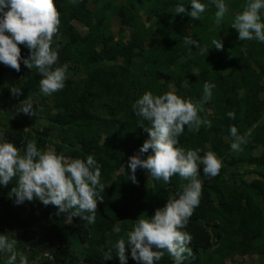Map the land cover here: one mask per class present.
Here are the masks:
<instances>
[{
	"label": "trees",
	"instance_id": "1",
	"mask_svg": "<svg viewBox=\"0 0 264 264\" xmlns=\"http://www.w3.org/2000/svg\"><path fill=\"white\" fill-rule=\"evenodd\" d=\"M91 0L96 6L90 7L89 0H54L60 13L59 32L53 38V48L58 45L59 60L56 67L65 62L90 71L86 92L71 91L75 103L63 95L65 103L56 106V112L50 119L58 124L59 133L53 151L71 159H85L92 155L101 166V183L105 185L104 201L98 202L96 222L87 224L79 217L67 221V214L56 215L58 208L48 205V223L60 240L66 237L71 245L91 247L89 257L93 264H113L120 262L112 249L113 259L104 260L111 240L115 244L119 239H128L136 220L154 216L157 208L167 204L170 194L177 195L182 185L188 183L174 175L166 184L162 179L147 177V172L138 169V184H134L127 175L129 158L136 155L148 133L139 127V118L134 114L128 102V92L111 69L103 65L105 60L122 57L123 64L118 65V72H126L133 58L142 47L147 28L141 22L140 11L148 19L153 18L154 30L149 38V56L168 64L175 63L183 55L186 59L181 66L189 71V90L184 99L199 100L203 95L204 83L213 84L211 101L203 106L201 118L212 122V126H201L199 132H192L185 126L179 137L177 147L187 150L199 149L201 152L208 145V150L222 161V168L215 178L199 177L202 183L200 204L194 209L189 223L183 231L188 232L193 240L189 245L193 256L184 264H223L227 254L253 249L258 242H264V43L257 40L241 41L239 33L231 27L246 0H230L226 3L228 12L224 20L216 22L217 11L212 0H200L206 6L201 20H193L187 12L191 11L190 0ZM184 3L185 13L176 14L178 3ZM100 5L98 6L97 4ZM233 11H237L235 15ZM264 22V10H262ZM116 18L122 28H130L133 39L129 51H126L110 34V25ZM73 21L86 28L80 33ZM190 27L189 32H184ZM189 36L199 41L204 50L184 43ZM222 40L223 50H217L212 40ZM23 58L30 56V49L19 45ZM137 49V51H136ZM207 49V50H205ZM194 51L193 55H189ZM193 69L197 71L194 72ZM13 74L29 79L37 69H28L21 61L19 72ZM33 76V75H32ZM167 76V74L165 75ZM31 99L40 97L38 88L32 85ZM98 98L106 103L98 104ZM105 107L106 114L91 111L89 107ZM208 109L211 110L208 113ZM235 112V118L227 116ZM236 126L241 135L250 131L248 143L242 145L243 151L236 152L230 147L232 137L230 127ZM47 134V130L43 132ZM33 140L38 149L43 150L47 142L45 137L27 138L23 132L11 133L5 139L13 143L23 153L27 142ZM262 147L263 152L254 150ZM145 154L142 158H147ZM247 163L257 179L246 181L238 178L235 169L225 171L228 166ZM126 169V175L123 171ZM15 181L8 186L0 185V206L5 204L7 194ZM257 195V196H255ZM260 197V200L257 199ZM5 218L0 216V234H3ZM49 241L52 238L48 239ZM213 248L214 254L207 253ZM63 246L53 252L55 261ZM127 264H133L131 248L127 250ZM56 264L44 261V264ZM161 264H174L172 257L165 251Z\"/></svg>",
	"mask_w": 264,
	"mask_h": 264
},
{
	"label": "clouds",
	"instance_id": "2",
	"mask_svg": "<svg viewBox=\"0 0 264 264\" xmlns=\"http://www.w3.org/2000/svg\"><path fill=\"white\" fill-rule=\"evenodd\" d=\"M217 11L216 22L220 23L228 12L225 0H212ZM75 3V0H73ZM191 11L187 12L184 3H178L175 13H185L193 20H201L206 10L200 0H190ZM243 10L237 14L231 27L239 33L241 41L257 40L264 43V22L262 10L264 0H246ZM60 13L54 0H0V62L15 71L21 70V61L28 69H37L43 77L40 80V92L50 96L65 87L67 65L56 67L59 60L58 45L53 48V38L59 32ZM184 43L200 48L199 41L189 36ZM212 45L223 50L222 40L213 39ZM19 45L30 49V56L23 58ZM207 50V49H205ZM213 84L204 83L202 98L196 101L184 99L169 91L162 95L145 92L132 105L139 118V127L148 133V139L136 155L129 158L127 175L134 184H138L136 172L145 170L156 180L166 184L178 174L189 181L182 185L177 197L168 198L167 204L155 210L154 216L143 218L141 215L128 235L127 241L119 239L115 244L108 241L110 247L104 260L113 259L115 248L120 264H127V250L131 248V257L137 264H157L165 251L172 257L174 264H184L193 256L189 246L193 237L182 229L186 228L194 209L200 204L203 175L215 178L222 168V161L214 152L187 150L177 147L179 137L185 126L192 132H199L201 126L211 127L212 122L199 115L205 103L211 101ZM13 96L22 95L21 88L12 87ZM17 113L37 116L34 102L26 98L16 107ZM227 116L235 118V112ZM250 131L241 135L236 126L230 127L231 149L243 151L242 145L248 143ZM147 158H142L149 153ZM124 174L126 169L123 166ZM101 166L92 155L85 159H67L64 154L51 150H40L33 140L27 142L21 154L20 149L10 142H0V185L8 186L15 181L9 196L15 204L38 199L45 206L58 208L56 215L67 214V221L73 217L91 225L96 222L98 202L104 201L105 185L101 183ZM18 240L8 234H0V253L7 255L5 264H29L23 252L17 249Z\"/></svg>",
	"mask_w": 264,
	"mask_h": 264
},
{
	"label": "rangeland",
	"instance_id": "3",
	"mask_svg": "<svg viewBox=\"0 0 264 264\" xmlns=\"http://www.w3.org/2000/svg\"><path fill=\"white\" fill-rule=\"evenodd\" d=\"M225 1L229 3L230 0ZM117 2H120V0ZM88 4L90 7L96 6L91 0H89ZM97 5L99 6L100 3ZM233 13L236 15L237 11H233ZM140 16L141 22L147 28V31L144 35L145 40L142 43V47L132 59L133 62L128 66V70L126 72H118V65L123 64L122 57L105 60L103 65L117 74L118 80L128 92V102L131 104L145 92H152L153 95H162L171 91L182 98L190 87L188 82L189 71L180 64L186 57L181 55L173 64H168L157 58H151L149 56L148 42L154 30L153 18L148 19L143 10L140 11ZM73 24L80 33L84 34L86 32V28L81 23L73 21ZM120 28L119 21L114 18L110 25V34L113 36L114 41H118L126 51H129L130 43L133 39L132 31L129 27L122 28L123 30L119 31ZM189 31L190 27L184 29L186 33ZM202 50H204L202 47L197 49V51ZM194 53V51H190L189 55ZM65 64L68 66L65 87L57 93L44 96L40 92V80L43 77L39 73L32 74L33 76L31 75L29 79L22 78L13 74L12 68L0 62V142H5V139L11 133L23 132L27 138L34 136L45 137L47 142L43 150L53 151L55 144L59 142L57 136L59 126L50 119V115L56 112L57 105L65 103L63 95L74 100V102L69 103L70 106H73L75 98L71 91L76 92V94L86 92L87 81L90 79L91 74L90 71L69 62L60 64L59 67ZM193 71L196 72L197 70L193 69ZM166 74L167 76H165ZM32 85L38 88V93L40 94V97L32 99L34 107L38 110L37 116L18 114L16 107L20 102L26 98L31 99ZM14 86L21 88L22 95L13 96L11 88ZM262 95L264 97V93ZM97 103L106 102L102 98H98ZM98 104L95 107H89V109L97 113L106 114L107 110H105V107L100 108ZM210 112L211 110L208 109V113ZM45 130H47L46 135L43 134ZM207 147L208 145L200 153L201 156L204 155V152L209 151ZM262 152V147L254 150L255 154ZM21 154L23 153L21 152ZM203 167V165H200V176L203 173ZM252 167L253 165L240 163L232 167L228 166L225 173L227 174L235 169L234 171H237L236 177L252 181L258 178L251 170ZM147 177L152 179L148 173ZM14 186L15 184L12 187ZM10 190L5 204L0 206V216L3 215L5 218L3 234H8L18 240L17 249L23 252L29 264H44L46 260L53 261L56 264H93L89 257L91 247L87 245H71L67 243L66 237L60 240L56 233L55 235L51 233L53 228L50 222L48 223L50 221L48 215L53 212L52 210L47 211V207L38 199L31 202L25 201L23 204L17 205L14 202L15 198L9 196ZM170 197H177V195L170 194ZM257 199L260 200V197H257ZM49 238H52V240L49 241ZM58 246H63V252L59 253L58 259L55 261L53 252ZM207 253L214 254L215 252L211 248ZM6 259L7 255L0 253V264H5ZM113 264H120V262L114 260ZM133 264H137V261L133 260ZM157 264L161 263L157 262ZM223 264H264V242H258L255 248L244 252L227 254Z\"/></svg>",
	"mask_w": 264,
	"mask_h": 264
}]
</instances>
